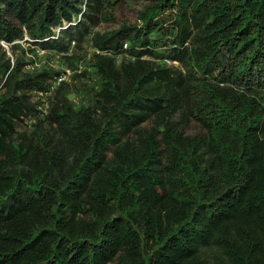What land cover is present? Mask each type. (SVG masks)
Instances as JSON below:
<instances>
[{"label":"trees","instance_id":"obj_1","mask_svg":"<svg viewBox=\"0 0 264 264\" xmlns=\"http://www.w3.org/2000/svg\"><path fill=\"white\" fill-rule=\"evenodd\" d=\"M124 1L0 0V264H264V0Z\"/></svg>","mask_w":264,"mask_h":264},{"label":"rangeland","instance_id":"obj_2","mask_svg":"<svg viewBox=\"0 0 264 264\" xmlns=\"http://www.w3.org/2000/svg\"><path fill=\"white\" fill-rule=\"evenodd\" d=\"M145 3V0H125L119 12V17L131 19L133 21L136 16V11L139 10ZM106 28H108V26L102 25L99 30H105ZM34 60V62L38 64L37 66L43 64L45 62L44 53L38 52L37 57Z\"/></svg>","mask_w":264,"mask_h":264},{"label":"built area","instance_id":"obj_3","mask_svg":"<svg viewBox=\"0 0 264 264\" xmlns=\"http://www.w3.org/2000/svg\"><path fill=\"white\" fill-rule=\"evenodd\" d=\"M1 45H2L3 47H5L6 50H8V47H7V45H6L5 43L1 42ZM41 53H43V51H41ZM34 64H35V65H38V64H36V63H34ZM68 74H69V70H65L64 73H62V74H60L59 76H57V77L55 78V81L53 82L52 86L50 87V89L52 90V89L55 87V85L58 84L60 81H62V80H67V75H68ZM40 95H42V94H40ZM41 108H42V106H39V109H41Z\"/></svg>","mask_w":264,"mask_h":264}]
</instances>
